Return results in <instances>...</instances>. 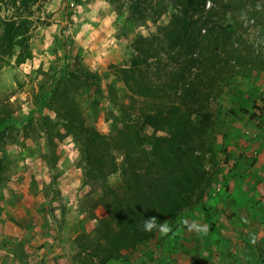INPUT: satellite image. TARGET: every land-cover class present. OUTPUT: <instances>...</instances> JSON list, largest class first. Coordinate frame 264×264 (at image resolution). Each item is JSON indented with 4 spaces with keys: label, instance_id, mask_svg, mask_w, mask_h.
<instances>
[{
    "label": "rangeland",
    "instance_id": "374dc122",
    "mask_svg": "<svg viewBox=\"0 0 264 264\" xmlns=\"http://www.w3.org/2000/svg\"><path fill=\"white\" fill-rule=\"evenodd\" d=\"M140 1L141 13L131 0H0L1 28L14 23L18 33L0 47V102L13 113L0 134V264H98L91 251L108 216L105 182L87 175L81 146L52 108L51 86L104 135L117 122L137 121L132 106L143 98L125 71L138 57L137 40L172 14L151 12L158 0ZM257 31L245 35L244 49ZM167 53L161 48L159 60H149L154 84L181 71ZM234 66L200 99L207 115L195 154L204 156L207 183L183 212L179 241L159 232L116 264H264V68ZM243 101L257 103L251 113L260 120L232 112ZM107 181L118 188L122 178Z\"/></svg>",
    "mask_w": 264,
    "mask_h": 264
},
{
    "label": "trees",
    "instance_id": "16d2710c",
    "mask_svg": "<svg viewBox=\"0 0 264 264\" xmlns=\"http://www.w3.org/2000/svg\"><path fill=\"white\" fill-rule=\"evenodd\" d=\"M156 2L155 7H149L151 12L160 17L172 13L170 21L151 37L137 40L138 57L125 71L127 86L143 98L139 107L137 101L132 106L138 113L136 123L129 119L117 122L112 133L104 135L86 124L81 110L66 93L51 86L52 108L64 120L66 132L81 146L87 175L105 182L103 205L108 216L99 221L97 242L91 251L98 264H116L156 238L158 230H143V222L152 216L157 217V224L167 223L172 242L179 241L188 225L183 212L207 183L204 156L195 154L202 138L201 119L207 115L205 105L200 104V99H205L202 93L212 90L233 64L247 71L249 67L264 68V0ZM140 6V0H131V8L141 13ZM228 16L231 19L226 24ZM2 25L0 22V47L4 42L11 44L18 34L14 23H6L4 28ZM253 27L258 29L257 43L244 49L245 35ZM161 48L181 71L162 83L156 79L154 84L157 73H150L154 67L149 60L158 61ZM256 104L237 102L232 112L260 120L262 115L251 113ZM12 122V109L0 102V134ZM147 127L154 130L153 135L145 133ZM113 174L121 175L118 188L106 183Z\"/></svg>",
    "mask_w": 264,
    "mask_h": 264
},
{
    "label": "clouds",
    "instance_id": "9594fccd",
    "mask_svg": "<svg viewBox=\"0 0 264 264\" xmlns=\"http://www.w3.org/2000/svg\"><path fill=\"white\" fill-rule=\"evenodd\" d=\"M154 229L158 230L163 235H167L168 232L170 231V228L167 226L166 222L157 224V217L152 216L147 218L143 222V230L152 231Z\"/></svg>",
    "mask_w": 264,
    "mask_h": 264
}]
</instances>
